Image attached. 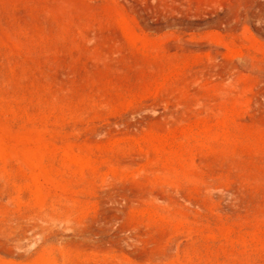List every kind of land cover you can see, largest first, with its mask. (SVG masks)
Listing matches in <instances>:
<instances>
[{"label": "rangeland", "instance_id": "obj_1", "mask_svg": "<svg viewBox=\"0 0 264 264\" xmlns=\"http://www.w3.org/2000/svg\"><path fill=\"white\" fill-rule=\"evenodd\" d=\"M0 264H264V0H0Z\"/></svg>", "mask_w": 264, "mask_h": 264}]
</instances>
